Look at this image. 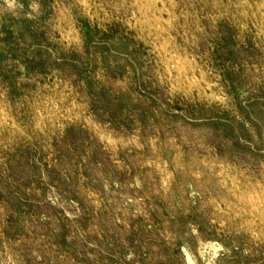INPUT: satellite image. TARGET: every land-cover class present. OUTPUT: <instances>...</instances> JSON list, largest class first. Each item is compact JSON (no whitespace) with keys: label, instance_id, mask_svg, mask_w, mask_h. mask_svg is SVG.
Segmentation results:
<instances>
[{"label":"rangeland","instance_id":"374dc122","mask_svg":"<svg viewBox=\"0 0 264 264\" xmlns=\"http://www.w3.org/2000/svg\"><path fill=\"white\" fill-rule=\"evenodd\" d=\"M0 264H264V0H0Z\"/></svg>","mask_w":264,"mask_h":264}]
</instances>
